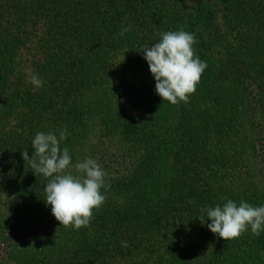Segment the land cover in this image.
I'll list each match as a JSON object with an SVG mask.
<instances>
[{"label":"trees","instance_id":"trees-1","mask_svg":"<svg viewBox=\"0 0 264 264\" xmlns=\"http://www.w3.org/2000/svg\"><path fill=\"white\" fill-rule=\"evenodd\" d=\"M178 29L206 67L172 104L140 48ZM61 129L110 185L78 230L29 166L35 133ZM229 198L264 204V0H0V264H264V232L207 228Z\"/></svg>","mask_w":264,"mask_h":264},{"label":"clouds","instance_id":"clouds-1","mask_svg":"<svg viewBox=\"0 0 264 264\" xmlns=\"http://www.w3.org/2000/svg\"><path fill=\"white\" fill-rule=\"evenodd\" d=\"M129 30L130 26H122L119 35ZM194 43V33L178 29L161 32L158 41L140 48L154 77L155 91L163 101L187 102L189 94L195 92L206 62L196 53ZM26 79L35 88L44 83L35 72H30ZM66 135V129L58 135L54 131L36 132L31 140L33 154L29 166L49 178L44 184L45 202L60 225L78 230L89 225L93 209L105 200L101 189L107 191L110 185L95 158L85 156L72 162L68 147H61ZM22 155L29 157L28 152ZM200 211L210 221L207 228L226 240L239 237L249 227L253 235L264 232V204L253 205L243 199L237 203L229 198L222 204L205 205Z\"/></svg>","mask_w":264,"mask_h":264},{"label":"rangeland","instance_id":"rangeland-1","mask_svg":"<svg viewBox=\"0 0 264 264\" xmlns=\"http://www.w3.org/2000/svg\"><path fill=\"white\" fill-rule=\"evenodd\" d=\"M22 243H24V242H22ZM2 246H4L3 243H2ZM20 249H21V248L19 247V250H20Z\"/></svg>","mask_w":264,"mask_h":264}]
</instances>
